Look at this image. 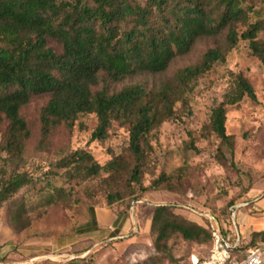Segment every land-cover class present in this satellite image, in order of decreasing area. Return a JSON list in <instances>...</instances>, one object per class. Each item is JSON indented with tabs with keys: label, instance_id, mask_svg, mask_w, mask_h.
I'll use <instances>...</instances> for the list:
<instances>
[{
	"label": "trees",
	"instance_id": "obj_1",
	"mask_svg": "<svg viewBox=\"0 0 264 264\" xmlns=\"http://www.w3.org/2000/svg\"><path fill=\"white\" fill-rule=\"evenodd\" d=\"M254 13H264V8L255 10L247 0H0V113L9 122L0 149L10 156L24 153L28 130L20 109L32 95L45 93L48 99L40 114L44 135L61 122L71 127L78 117L93 113L98 122L90 139L104 143L116 122L117 128L128 131L129 150L140 161L149 132L174 115L182 94L191 92L215 63L225 61L239 39L248 41L251 54L264 65V41L257 39L264 29V16L253 20ZM237 24L243 29L238 30ZM221 34H225L223 45L209 48L198 63L179 69L152 88L141 83L113 92L107 88L109 82L128 76L161 73L174 57L188 53L196 39ZM50 40L60 46L59 51L49 45ZM231 75L223 100L211 108L209 116L210 130L230 149L226 106L244 96L256 99L246 77ZM101 80L102 88L93 91ZM60 164L73 166L85 176L100 167L83 150L61 158ZM115 164L112 159L105 166L111 169ZM139 173L136 164L133 179ZM26 183L23 173H11L0 188V203ZM108 197L99 206L129 209L134 200L139 201L118 194ZM175 207L153 205L148 230L154 251L147 258L150 261L172 235L186 241L211 240L213 247L210 220L194 222L175 212ZM213 215L222 234L233 242L230 215L226 220ZM238 248L246 246L240 243Z\"/></svg>",
	"mask_w": 264,
	"mask_h": 264
},
{
	"label": "rangeland",
	"instance_id": "obj_2",
	"mask_svg": "<svg viewBox=\"0 0 264 264\" xmlns=\"http://www.w3.org/2000/svg\"><path fill=\"white\" fill-rule=\"evenodd\" d=\"M247 2L255 10L264 8V0ZM263 16L264 13H254L252 19ZM237 29L243 26L237 24ZM257 39L264 41V29L257 33ZM224 40L225 34L198 38L188 53L174 57L163 72L128 76L109 82L107 88L113 92L134 83L152 88L172 78L179 69L198 63L209 48L223 45ZM49 45L60 50L53 40ZM232 73H241L248 79L256 99L244 96L226 106L230 149L210 130L209 116L211 108L223 100ZM102 86L103 80L92 90ZM47 99L45 93L32 95L20 109L28 130L23 139L24 153L10 156L0 149V188L13 172L27 178L26 184L0 203V243L16 240L22 245L28 240H40L57 245L44 243L46 251L58 249L74 241L73 227L87 206L103 205L109 201L108 195L114 198L118 194L128 201L135 197L144 202L136 206L143 236L136 242L120 240L96 245L86 264H195L208 256L211 240L186 241L172 235L162 251L151 261L147 259L154 254L150 243L153 238L148 234L153 205L174 204L175 212L201 223L204 217L200 213L226 220L232 211H244V202L264 193V65L251 54L247 40L239 39L226 53L225 61L215 63L191 92L182 94V100L174 105V115L147 135L140 161L129 150L128 131L117 128L116 122L104 143L90 139L98 122L93 113L78 117L71 127L61 122L44 135L40 114ZM8 125L0 113V145ZM75 150L89 153L92 162L100 166L98 172L85 176L73 166L62 167L61 158ZM112 159L115 167L108 169L105 165ZM136 164L140 169L137 180L132 177ZM257 238L259 241L261 236H252L242 245H253ZM261 254L264 259V247Z\"/></svg>",
	"mask_w": 264,
	"mask_h": 264
},
{
	"label": "crops",
	"instance_id": "obj_3",
	"mask_svg": "<svg viewBox=\"0 0 264 264\" xmlns=\"http://www.w3.org/2000/svg\"><path fill=\"white\" fill-rule=\"evenodd\" d=\"M263 196L264 193L244 202L246 206L244 211H234L236 228L241 240L246 244L252 239V233L261 232L264 227V205L261 204H264V200H261ZM140 203L144 202H137L129 209L87 206L81 213V219L73 227L74 241L58 246L61 251L57 248L46 251L44 243L53 246L52 242L47 241L28 240L22 245L16 240L4 241L0 243V264H86L90 251L96 245L120 240L136 242L143 236L136 214V206ZM257 241L258 238L255 243ZM56 246L55 244L53 247ZM68 247H72L71 250L66 249Z\"/></svg>",
	"mask_w": 264,
	"mask_h": 264
},
{
	"label": "built area",
	"instance_id": "obj_4",
	"mask_svg": "<svg viewBox=\"0 0 264 264\" xmlns=\"http://www.w3.org/2000/svg\"><path fill=\"white\" fill-rule=\"evenodd\" d=\"M243 205H245V203H243ZM200 215L210 220V228L214 238L213 247L210 253L200 262V264H263L264 259L262 258L261 253L264 247V227L261 231V239L258 242L249 245L244 249H239L238 247L240 243L242 244V240L234 221V211L230 213L231 229H233L235 233V239L233 242H230L228 237L222 234L221 229L217 228L214 221L206 216V213H200ZM194 263H197V261Z\"/></svg>",
	"mask_w": 264,
	"mask_h": 264
},
{
	"label": "water",
	"instance_id": "obj_5",
	"mask_svg": "<svg viewBox=\"0 0 264 264\" xmlns=\"http://www.w3.org/2000/svg\"><path fill=\"white\" fill-rule=\"evenodd\" d=\"M137 202H140V201L134 200L133 203H132V207H133ZM206 216H207V217H210V218L214 221V223L216 224V226H217L218 229L220 228V227H219V222H218L217 218H216L214 215H212V214H210V213H206ZM134 226H135V231H136V230H137V223H135Z\"/></svg>",
	"mask_w": 264,
	"mask_h": 264
}]
</instances>
